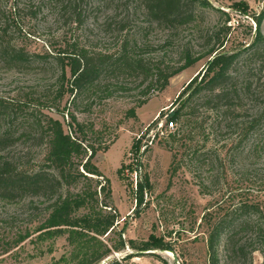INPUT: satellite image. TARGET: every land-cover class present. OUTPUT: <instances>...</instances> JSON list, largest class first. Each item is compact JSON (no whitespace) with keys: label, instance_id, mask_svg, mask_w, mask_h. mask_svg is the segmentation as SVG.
<instances>
[{"label":"rangeland","instance_id":"rangeland-1","mask_svg":"<svg viewBox=\"0 0 264 264\" xmlns=\"http://www.w3.org/2000/svg\"><path fill=\"white\" fill-rule=\"evenodd\" d=\"M208 1L220 13L206 9L193 23L164 31L148 26L144 9L135 0H0V45L17 46L37 56L53 55L38 58L32 66H9L0 55V101L5 107L0 109V129L8 130L14 142L6 153L20 159L28 170H36L46 150L37 123L51 117L68 132L69 117L58 112L70 107L72 97L57 98L61 68L55 56L71 53V45L92 54L116 55L122 41L128 39L136 41L133 51L145 62L174 69L181 65L184 49L194 57L205 52L211 43L207 37L225 26L230 30L224 50L252 43L256 30L252 17L264 11V0ZM260 31L264 36V18ZM207 60L172 77L163 91L153 88L145 97L142 93L150 77L123 73L103 80L100 88L71 105L78 122L89 130L87 141L96 148H107L97 152L93 164L110 182L109 203L118 219L113 233L102 240L113 247L121 236L126 247L104 262L208 264L204 214L230 194L264 199V138L259 141L261 138L250 135L236 151L231 150L263 107L264 63L244 61L239 66L240 73L249 78L252 93L242 96L232 112L214 109L207 102L210 96L200 95L186 108L185 113L192 110L187 120L173 122L172 132L154 136L158 126L165 127L171 114L187 100L188 93L177 98L204 71ZM107 85L109 89L103 90ZM142 99H147L146 105L135 110V118L130 117L128 111ZM176 131L172 142L169 136ZM188 144L196 146L198 156L185 152ZM138 183L143 187L141 198ZM81 187H63L61 192H78ZM44 213L37 201L31 205L28 200L0 199V264H62L59 259L70 251L66 236L53 241L36 239L34 229ZM222 246L223 241L219 264H264L260 252L230 259ZM127 255L130 258L123 260Z\"/></svg>","mask_w":264,"mask_h":264},{"label":"trees","instance_id":"trees-1","mask_svg":"<svg viewBox=\"0 0 264 264\" xmlns=\"http://www.w3.org/2000/svg\"><path fill=\"white\" fill-rule=\"evenodd\" d=\"M135 2L144 9L148 26L155 25L164 31L176 30L193 23L206 9L220 13L208 0H135ZM252 18L256 30L253 41L248 46L232 51L224 50L223 43L226 42L225 38L230 30V27L225 26L207 37L211 43H207L209 47L205 52L194 57L190 50L184 49L180 57L181 65L174 69L162 67L161 63L152 65L145 62L133 51V48H136V41L131 42L128 39L122 41L123 44L116 55L92 54L86 49H78L71 45L69 47L71 53L66 55L65 52H61L55 56L56 64L61 68L59 80L61 91L57 92V98L61 99L64 94H69L72 97L71 107L100 88L103 80L123 73H143L150 77L151 80L142 93L145 97L153 88L163 91L172 77L208 58L204 71L192 78L179 94L177 99L188 93L187 100L171 114L169 121L187 120V115H190V111L192 114V110L185 113L186 108L190 106L192 99L200 95L208 94L210 97L207 102L213 104L214 109L224 108L226 112H232L242 96L246 97L252 93L249 78L240 73L239 66L244 61L264 63V36L260 31L264 11ZM0 55L9 66H32L38 58L45 60L53 56L32 55L17 46L1 45ZM43 62L41 64H44ZM66 67L69 69V78L66 77ZM63 85L66 86L65 90ZM107 89L108 85L104 86L103 90ZM146 103L147 99L139 100L128 111V115L135 118V110ZM70 107L65 106L64 111L58 112L69 117L66 123L68 132L64 130L59 120L51 117L46 118L44 123H37L38 136L40 140L45 141L46 150L36 170H28L20 163V159L14 160L6 153L14 142L8 130L0 129V199L6 202L28 200L31 205L37 201L44 206V217L34 229V233L39 241H53L66 236L70 251L58 262L102 264L113 252H120L126 247L121 236L118 245L113 247H108L102 240V237H108L113 233L118 219L116 211L109 203L112 196L110 182L93 164L97 152L106 151L107 148H96L87 141L89 130L78 122ZM1 108L5 107L0 101ZM244 129L239 143L231 148L232 151H236L250 135H255L258 139L261 138L259 141H263L264 103ZM177 135L178 131L169 136L172 142H175ZM195 147L188 144L184 150L196 157L199 153ZM77 184H82L78 192H70L69 189L65 194L61 192L63 187L70 188ZM142 188L138 183L140 198ZM236 199L239 200L238 203L233 204ZM136 202L139 204L141 199L138 197ZM202 222L208 227V264H219L218 252L222 241V250L226 258L240 260L255 252H260L264 256V199L251 200L241 193L235 196L230 194L226 201L212 212L204 214ZM25 236H29L28 233ZM128 258L130 255L123 260ZM103 264L122 262L112 260Z\"/></svg>","mask_w":264,"mask_h":264},{"label":"built area","instance_id":"built-area-1","mask_svg":"<svg viewBox=\"0 0 264 264\" xmlns=\"http://www.w3.org/2000/svg\"><path fill=\"white\" fill-rule=\"evenodd\" d=\"M174 129H175V127H174V123H173L172 121H169L168 123L165 124V127L162 126V125L158 126V130H157V132H158V135H159V134H160V135H164V132H172ZM156 134H157V133H156ZM156 134H155V135H156ZM155 135H154V136H155ZM151 141H152V139H151Z\"/></svg>","mask_w":264,"mask_h":264}]
</instances>
